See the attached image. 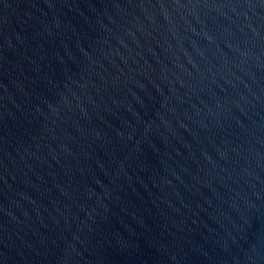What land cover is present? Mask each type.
Returning a JSON list of instances; mask_svg holds the SVG:
<instances>
[{
    "label": "water",
    "instance_id": "95a60500",
    "mask_svg": "<svg viewBox=\"0 0 264 264\" xmlns=\"http://www.w3.org/2000/svg\"><path fill=\"white\" fill-rule=\"evenodd\" d=\"M0 264H264V0H0Z\"/></svg>",
    "mask_w": 264,
    "mask_h": 264
}]
</instances>
